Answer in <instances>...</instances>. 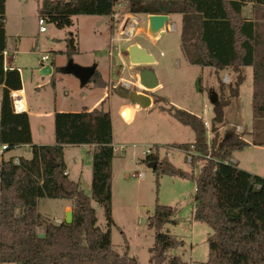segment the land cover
Segmentation results:
<instances>
[{
	"label": "trees",
	"instance_id": "16d2710c",
	"mask_svg": "<svg viewBox=\"0 0 264 264\" xmlns=\"http://www.w3.org/2000/svg\"><path fill=\"white\" fill-rule=\"evenodd\" d=\"M132 15H180V49L191 66L231 70L236 83L230 89L238 95L243 68H252L251 109L254 120H264V0H124ZM253 5V20L243 18L242 10ZM113 0H46L40 18L58 29L68 28L76 16L110 17ZM5 0H0V146L5 152L28 146L30 159L14 158L0 164V264H138L126 250L118 255L112 248L111 182L113 135L110 114L103 110L54 115L55 143L32 145L29 117L25 111L21 77L16 69L5 70ZM77 53L70 35L66 51L70 59ZM65 73V72H64ZM95 71L91 81L97 84ZM16 105L14 112L11 94ZM17 92V93H16ZM19 100V101H18ZM158 101V100H155ZM154 101V102H155ZM211 120L213 138L208 146L202 119L177 110L172 116L194 132V142L178 146L185 153L193 150L205 163L195 178L196 205L193 220L208 226V259L202 264H264V178L225 164L235 152L248 144L231 135L217 142V131L224 124L221 108L214 106ZM67 145L93 146L90 195L68 179L63 149ZM158 149V148H157ZM210 154L212 160L202 157ZM156 163L157 176L182 179L188 173L167 159L148 155ZM191 163V164H192ZM40 199L70 203L72 223L43 222L37 205ZM92 202L105 214L107 229L96 226ZM16 211H19L16 215ZM171 207L156 205L148 227L154 230V245L149 249L151 264H189L180 257L165 254L183 243L161 232L174 216ZM44 226L39 238L37 229Z\"/></svg>",
	"mask_w": 264,
	"mask_h": 264
},
{
	"label": "rangeland",
	"instance_id": "374dc122",
	"mask_svg": "<svg viewBox=\"0 0 264 264\" xmlns=\"http://www.w3.org/2000/svg\"><path fill=\"white\" fill-rule=\"evenodd\" d=\"M6 3L8 11L14 9L15 0H5V8ZM39 11L37 18H40ZM116 13L120 14V19L112 25L108 17L98 16L73 17L72 26L63 29H58L53 24L45 22L47 32L41 34L38 53L48 56L53 53L58 56V51L64 48V38L67 39L70 35L76 42L78 53L70 59L63 53L64 57L56 58L57 71L54 76L56 90L49 84L50 78L46 87L43 88L47 90V93L44 94L49 95L50 101L56 96L57 101L61 103L63 92H67L69 98L73 97L74 100H77V104L72 106L68 105L66 101L65 105L58 106L67 109V111L80 110L79 105L83 104L87 109L94 107V109L110 114L113 143L117 146V152L114 153L112 161L111 182V218L114 226L110 232L113 250L118 255H122L128 247V254L136 257L139 264H151L149 249L154 245V230L149 228L148 224L154 207L160 205L175 210L174 216L162 227L161 232L183 243L182 247L168 251L165 254L166 258L180 257L182 261L189 264H202L208 259L207 237L211 230L205 224L193 220V211L196 205L194 180L205 162L196 160L190 164L186 153L179 149L180 145L192 144L194 134L188 127L180 124L172 116V113L181 110L211 122L215 114L214 103H216L221 108L223 120L229 123L225 125L226 130L231 131L229 137L234 135L242 141L253 140L256 143H263L264 120H253L252 117V80L251 78L245 79L239 88V98L236 100L237 96L232 95L230 89L234 87L237 76L231 70L228 69V74L222 76L219 74L210 78L206 72L202 76L199 67L187 63L180 51L179 16L175 15L169 20V24L176 25V30L166 29L162 36L152 38L147 34L146 17L138 14L135 15L138 19V31L131 42L141 43L156 57L158 65L153 66L152 69L158 75L160 73L163 87L156 94H152L154 100L158 101H155L148 109L135 110L131 119L129 111H125L121 117L120 110L123 106H133L124 97L125 88L120 86L121 83L129 82L131 84V88L127 92L142 88L136 86L129 77L128 58L125 52L127 44L119 52L115 51L111 59L105 52L107 41L111 37L119 38L122 17L128 13L126 5L122 3V8L118 9ZM112 26L113 29H111ZM28 28L31 33L34 31L33 24H30ZM53 37L61 41V46L54 45V43H58V40L52 43ZM118 44L120 43L116 42L115 46ZM161 53L162 56H160ZM39 58L40 56H38ZM166 60L169 64H165ZM47 63L50 64L51 61ZM69 63L81 68L97 69L106 83V89L95 88L93 82L82 85L75 76L64 73L63 70ZM247 73L249 74L247 69L243 74L241 72L243 76H246ZM224 75L229 77L228 83L222 82ZM201 76L203 80L198 86L202 88L197 92L196 82L200 80ZM24 82L30 106L37 105V103H41V106L48 105L49 100H45L46 95L42 93L37 96L35 95L37 91L33 89L37 84L44 85L41 79L35 80L30 73L25 72ZM43 89L41 90L43 91ZM81 93L87 98L84 103L79 101ZM41 98L44 99L43 103ZM51 103H49L50 106ZM252 120L254 134L251 133ZM35 121L32 119V124ZM235 125H240L242 130L236 131ZM212 138L213 135L210 132L205 133L208 146ZM216 139L217 142L222 141L218 134ZM120 147H124L122 150L125 151H121ZM146 150H150L154 155L157 151L160 160L167 159L174 167L188 173L190 178L157 176L149 168V164L146 162L147 156L143 155ZM257 150L251 148L245 149L242 153L233 154L238 163L235 167L245 171L251 170L250 164H255L258 166V171L264 173L262 171L264 152ZM7 153L24 159L31 157L30 150L24 147L6 152L3 158L7 157ZM76 153L75 149H67L63 160L72 173L70 178L79 184L80 189L89 196L92 182V160L86 154H81L82 163L78 164L75 161ZM141 172L144 173V178L139 180L136 175ZM85 182L90 187L86 188ZM64 204V200H38L37 209L43 222H53L56 218L64 221ZM93 206H95L97 219L96 226L105 231L107 221L104 211L98 205ZM43 228L44 226L39 227L37 232L41 234Z\"/></svg>",
	"mask_w": 264,
	"mask_h": 264
},
{
	"label": "crops",
	"instance_id": "0c3cea01",
	"mask_svg": "<svg viewBox=\"0 0 264 264\" xmlns=\"http://www.w3.org/2000/svg\"><path fill=\"white\" fill-rule=\"evenodd\" d=\"M44 1H46V0H15V7L11 11H8L7 3H6V8H5V26H4L5 34H6V45H7V48H6L5 52L7 53V56L5 58H3V66H4L5 70L16 69L19 72V74H20L21 83H22V89L20 91H17V92H21L22 93L24 106H25V111L21 112V113H27L28 114L32 145L36 144V145H39V146L40 145L41 146H43V145H53L55 143V138H54V115L56 113H63V112L64 113H66V112L79 113V112H81L83 110L91 111V110L94 109V107H91V108L87 109L86 106L81 104V105H79L80 110L67 111V109H64L63 107H58V106L59 105L62 106V104L65 105V101L70 106L77 104V102H76L77 100L76 99L74 100L73 97L69 98V94L67 92H63V97H62L61 103H59L57 101V98H55L56 96H54L52 101H50L49 95L48 94H44V93H47V90L43 89V88L46 87V85L48 84V79H50V78H51V80L49 81V84H51L54 87V89L56 90V83L54 82V76H55L56 71H57L56 70V68H57L56 67V58L59 57V56L60 57H64V55H62V53H64L66 51V38H64V48L60 49L58 51V53H59L58 56H55L53 53H52V55H49V56L38 53V50L40 49L39 48V42H40V39L42 37L41 34H45L47 32V30L45 32H43V33L39 31L38 20L40 18H37L40 6H41V4ZM119 15H120L119 13L114 12V14L112 16L108 17L111 20V25L114 22H116L117 20L120 19ZM242 15H243V18H245L246 20H253V5L252 4H247L246 6H244V8L242 10ZM144 16L147 19L148 15H144ZM173 16H175V15H169L168 16L169 20ZM176 16H179V18H180V21H179L180 22L179 32H180L181 31V16L180 15H176ZM169 20H168V25H167L166 29L170 30V27L173 26L172 30L173 31L176 30V25L169 24ZM122 21H123V19L121 20V23H122ZM121 23H120V27H121ZM30 24L34 25V31L32 33L30 32V30L28 28V26ZM113 28L114 27L112 26L111 29H113ZM111 38H113V37H111ZM57 40L58 39H56L55 37H53L51 39L52 43H54ZM45 41H47V40H45ZM131 41L127 42V43L118 44L116 50L113 51V54L111 56L108 54L109 53L108 50H109V42H110V40L107 41V44H106V48L107 49L105 51L106 54H107V57H109L111 59L113 57L115 51L119 52L120 49L125 44H127V46H125V52H126L127 58H128V53H127L128 47L131 46L132 44H137L140 47L144 48L148 54H151L153 56V58L155 60V63L151 67L158 65V61H157L156 57L148 50L147 47L143 46L141 43H136V42H131ZM54 45L61 46V41L58 40V43H54ZM180 51H181V49H180ZM51 52H54V51H51ZM77 53H78V49H77ZM181 54H182V52H181ZM162 55L163 54L161 53L160 56H162ZM38 56H40L39 59H38ZM42 56H46L47 57V60L44 63L41 62V57ZM127 60H128L127 65H128L129 71H130L129 72V77H130L131 81H134V84L137 86V71H136V67H134V66H132L130 64L129 58ZM48 61H51V63L50 64L47 63ZM165 64H169L167 60H166ZM46 66H50L51 67V75H48V76H45V77H42V76L38 75V73L41 70H46ZM199 69L201 71L202 76H203L204 72H206V73H208L210 78H212L213 76L219 75V74H221V76L223 74H228V70L216 72L212 68H200L199 67ZM246 69L248 70L249 74L247 73L246 76L242 75L243 76L242 84L245 81V79H247V78H249V79L251 78V80H252L253 73H252V68L251 67L243 68L241 70L242 74H243V72ZM95 71L98 74L97 84H95L91 80L88 83H90V82L92 83L93 82V86L95 88L106 89V83L101 78L100 73L98 72L97 69H95ZM25 72L30 73L31 77L34 78L35 80L41 79L42 82H44L46 80L44 82L43 86H42V84H37L35 87H33V89H35L37 91L35 93V95H37V96L42 95V93L44 95H46L45 96V100L46 101L49 100L48 105L45 104L44 106H41L40 105L41 103H37V105H34V106H30L29 105V103L27 101L26 86H25V82H24V73ZM155 74H156L158 82H159L158 87H156L152 92H149V93H146L142 89L137 90L138 93L147 94L150 97L151 105L155 101L154 98L152 97V94H156L157 91L160 90L163 87L162 81L160 79V76H161L160 73H159V75L157 73H155ZM202 76L199 77V79H200L199 81L200 82L198 81V85H200V83H202V80H203ZM242 84L240 86H242ZM120 86L122 88L123 87L125 88L124 91H127L128 89L131 88V84L129 82H122ZM240 86H239V88H240ZM201 88L199 87V90H201ZM41 89H43V91ZM1 93H2V89L0 87V97H1ZM14 93L15 92H13L11 94L12 102L14 100L13 99V94ZM238 98H239V89H238V95H237L236 100H238ZM251 99H252V96H251ZM40 100H41L42 103L44 102L43 98H41ZM79 101L81 103H84V102L87 101V98H86V96L83 93H81ZM49 103H51V106H50ZM214 104H215V106L217 105L216 103H214ZM12 105H13V103H12ZM137 109H140V108H138L135 105H133V106L125 105V106H123L121 108L120 115L122 117V115H123V113L125 111H129L130 115H131V117H130V119H131L134 111L137 110ZM203 112H205V111H203ZM15 113H18V112H15ZM32 119L36 120L34 122V124H32ZM253 120L251 122V125H252L251 133L252 134H254V126H253L254 122H253ZM123 121H124V119H123ZM203 121H206V122H208L211 125V122H209L207 120H203ZM223 122H224V124L217 131L219 137L221 138L220 140H222V141L224 139L228 138L230 133H231V131L228 132L226 130V128H225V125L229 124V123H227L225 120H223ZM236 127H239L242 130V127L240 125H235L234 129ZM193 134H194V132H193ZM113 142H114V140H113ZM245 142L248 144V146L245 148L246 150L252 148V149H258L257 151H263L264 152V142L263 143H261V142L256 143L253 140L252 141H245ZM113 145H114V148H115V151H114V153H115V152H117V150H116L117 146L114 143H113ZM23 147L29 149L28 146H23ZM70 148L71 149H75V151L77 152L76 155H75V161L78 164L82 163L81 154H86L87 157H91V151L93 150V146H88V145H67L63 149V158H64V154L66 153V150L70 149ZM245 149H243L241 152H235L233 154L242 153ZM5 153L6 152H4V154ZM233 154H232L230 160L233 162V164L237 165L238 163L235 160V158L233 157ZM10 158H14V160H16V159L18 160V158H20V157L16 156V155H13V154H10V153H7V157L3 158V160H8ZM91 160H92V157H91ZM65 167H66V173H67L68 179L73 181V182H75L74 180H72L70 178L72 173H71L69 167L66 164H65ZM250 169L251 170H245V171L248 172V173H251L253 175H256V176L264 178V173H260V171H258L259 170L258 166H256L255 164H250ZM262 171L264 172V168L262 169ZM76 178L80 179L81 177H76ZM88 186H89L88 183L85 182V187L87 188ZM64 203H65L63 205L64 214H66L67 211H72L71 207H70V203L67 202V201H64ZM92 205H96L97 206V203L92 202ZM18 213H19V211H16V215H18ZM60 221H62L60 218H56V219H54L53 222L56 223V224H59V223H61ZM129 256L136 259V257H134L133 255H129Z\"/></svg>",
	"mask_w": 264,
	"mask_h": 264
},
{
	"label": "water",
	"instance_id": "95a60500",
	"mask_svg": "<svg viewBox=\"0 0 264 264\" xmlns=\"http://www.w3.org/2000/svg\"><path fill=\"white\" fill-rule=\"evenodd\" d=\"M168 16L166 15H148L147 16V34L152 38H157L164 34L168 25ZM128 58L132 66L136 67L137 71V86L143 89L146 93L153 91L158 87L159 82L152 65L155 60L151 54L137 44H132L128 47ZM47 70V71H46ZM46 70H41L38 75L45 77L51 75V67L46 66ZM63 72L75 76L82 85L88 83L94 75V68H81L79 66L69 63ZM196 91H199L198 82H196ZM123 95L133 105L145 110L151 105V99L147 94L138 93L136 90L124 91ZM156 163L149 164V168L154 170ZM64 222L66 224L72 223V211H67L65 214ZM39 238L44 235L39 234Z\"/></svg>",
	"mask_w": 264,
	"mask_h": 264
},
{
	"label": "built area",
	"instance_id": "2783aa9c",
	"mask_svg": "<svg viewBox=\"0 0 264 264\" xmlns=\"http://www.w3.org/2000/svg\"><path fill=\"white\" fill-rule=\"evenodd\" d=\"M113 1H114L113 10H114V12H116L118 9H120L122 7V3H124V0H113ZM122 19H123V21L121 23V27H120V30H119V33H118L119 38H117V39L116 38H111L110 42H109V50H108L109 53L108 54L110 56L113 54V51L116 50V48H117V46H115L116 42L117 43L130 42L136 36L137 31H138V19L136 18L135 15H132V14H129V13H125L124 17H122ZM38 25H39V31L40 32L43 33V32L46 31L45 20L44 19L40 18L38 20ZM172 29H173V26L170 27V30H172ZM6 56H7V53L4 51L3 52V58H5ZM46 60H47L46 56H42L41 57V62L44 63ZM222 82L223 83H228L229 82V77L227 75H224L223 78H222ZM12 103H13L14 111L17 112L16 111L15 101L13 100ZM203 125H204V128L207 131V133L208 132L211 133V131H210L211 125L208 122H206V121H203ZM240 130L241 129L239 127H236V131H240ZM122 148L124 149V147H120V150L124 151V150H122ZM6 150H7V146L6 145L0 146V164L3 161V154H4V152ZM113 151H115L114 145H113ZM143 155H145V156L151 155L150 150H146L145 152H143ZM186 157H187L188 162L191 164L192 161L194 159H196L197 157H200V155H198L193 150H190V151L186 152ZM202 158L205 159V160H212L210 154H208L206 156H203ZM14 163L18 164V160L17 159L14 160ZM224 163L225 164H228V163L233 164V162L231 160H228L227 162L225 161ZM64 174L67 175L66 172ZM136 178H138L139 180H142L144 178V173L141 172V173L137 174Z\"/></svg>",
	"mask_w": 264,
	"mask_h": 264
}]
</instances>
